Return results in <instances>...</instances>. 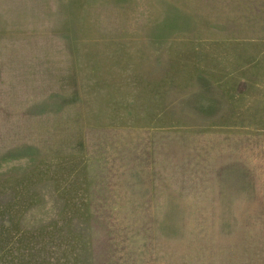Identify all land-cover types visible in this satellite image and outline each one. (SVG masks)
I'll list each match as a JSON object with an SVG mask.
<instances>
[{
    "label": "rangeland",
    "instance_id": "374dc122",
    "mask_svg": "<svg viewBox=\"0 0 264 264\" xmlns=\"http://www.w3.org/2000/svg\"><path fill=\"white\" fill-rule=\"evenodd\" d=\"M0 264H264V0H0Z\"/></svg>",
    "mask_w": 264,
    "mask_h": 264
}]
</instances>
